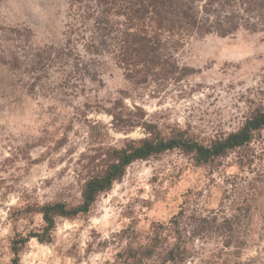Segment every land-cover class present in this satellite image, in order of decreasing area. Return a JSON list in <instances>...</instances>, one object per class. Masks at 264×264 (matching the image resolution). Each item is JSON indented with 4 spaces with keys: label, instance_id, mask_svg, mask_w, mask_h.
<instances>
[{
    "label": "rangeland",
    "instance_id": "obj_1",
    "mask_svg": "<svg viewBox=\"0 0 264 264\" xmlns=\"http://www.w3.org/2000/svg\"><path fill=\"white\" fill-rule=\"evenodd\" d=\"M71 21L65 0H0V50L18 58L15 68L0 66V264L10 263L16 234L41 225L39 216L18 217L17 209L79 201L82 165L96 147L91 126L106 127L105 142L114 146L145 137L141 128L110 130L104 110L114 100L142 108L164 135L181 129L204 142L264 109V32L188 39L177 54L192 69L188 77L135 86L110 59L67 43ZM68 46L90 61L79 63ZM68 60L78 66L67 67ZM95 72L99 77L91 78ZM180 211L187 229L202 219L235 224L232 231L195 237L184 264H264V132L246 155L232 152L209 165L197 166L177 150L133 163L89 214L58 219L48 244L30 240L19 264H111L124 250L146 244L153 227L167 235Z\"/></svg>",
    "mask_w": 264,
    "mask_h": 264
},
{
    "label": "trees",
    "instance_id": "obj_2",
    "mask_svg": "<svg viewBox=\"0 0 264 264\" xmlns=\"http://www.w3.org/2000/svg\"><path fill=\"white\" fill-rule=\"evenodd\" d=\"M71 14L66 26L68 44L81 47L89 57L110 59L126 81L135 86L155 83H180L192 73L181 66L177 54L191 38L214 35L233 37L239 32H264V0H65ZM70 47V46H68ZM67 48V47H66ZM79 63L85 59L75 47ZM64 49H60V52ZM40 58L41 60H48ZM7 59V63L4 61ZM9 59V60H8ZM18 58L0 50V66L15 68ZM86 65V63H85ZM84 65V66H85ZM67 67L75 68L78 64ZM68 77V76H67ZM99 77V72L91 78ZM69 78V77H68ZM105 109L111 118L110 130L127 133L143 129L145 137L126 139L119 146L105 142L109 136L100 124L90 127L89 137L96 147L86 156L80 198L76 204L52 201L26 205L16 210L18 217L39 216L40 228L25 235L16 234L10 241L11 260L19 264L20 253L32 239L40 244L52 241L58 219H74L91 212L98 198L119 182L126 169L135 162L147 161L166 152L180 151L191 156L197 166L209 165L232 152H245L254 137L264 132V109L256 108L235 131L221 133L208 141H200L189 132L173 129L164 135L157 125L146 120V112L137 106L129 109L124 98L114 100ZM250 205H246V211ZM182 211L168 224L165 236L153 227V235L140 248H128L116 256L111 264H184L192 253L193 241L204 231H232L235 224H191L189 229L179 224ZM239 225V224H238ZM225 242L224 247H229Z\"/></svg>",
    "mask_w": 264,
    "mask_h": 264
}]
</instances>
